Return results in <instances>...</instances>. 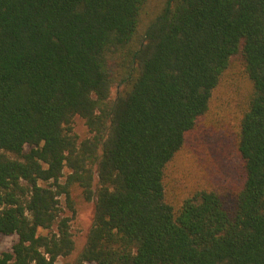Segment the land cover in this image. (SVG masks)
<instances>
[{
  "label": "trees",
  "instance_id": "trees-1",
  "mask_svg": "<svg viewBox=\"0 0 264 264\" xmlns=\"http://www.w3.org/2000/svg\"><path fill=\"white\" fill-rule=\"evenodd\" d=\"M151 1L0 0V264L72 253L73 188L93 220L61 264H264V0H157L139 31ZM235 57L240 182L170 201L165 169Z\"/></svg>",
  "mask_w": 264,
  "mask_h": 264
},
{
  "label": "rangeland",
  "instance_id": "rangeland-1",
  "mask_svg": "<svg viewBox=\"0 0 264 264\" xmlns=\"http://www.w3.org/2000/svg\"><path fill=\"white\" fill-rule=\"evenodd\" d=\"M156 2L152 0L147 4L139 31L143 29L142 23L151 17ZM247 85L241 62L235 57L213 92L208 112L198 121L195 130L165 169L164 182L170 201L179 203L184 196L200 187H212L223 195H229L239 184L241 170L234 145V130L237 129ZM73 128L79 139L89 135L83 119L78 116L74 118ZM29 148L25 145L23 152ZM72 196L76 211L73 214L65 206L64 212L71 218L74 249L69 256L60 258L57 264L72 262L77 257L93 220L94 200H84L78 188L72 189ZM16 239V234L0 235V252L10 250Z\"/></svg>",
  "mask_w": 264,
  "mask_h": 264
}]
</instances>
